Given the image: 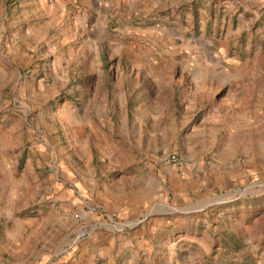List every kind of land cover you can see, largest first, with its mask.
Masks as SVG:
<instances>
[{"label":"rangeland","instance_id":"rangeland-1","mask_svg":"<svg viewBox=\"0 0 264 264\" xmlns=\"http://www.w3.org/2000/svg\"><path fill=\"white\" fill-rule=\"evenodd\" d=\"M0 264H264V0H0Z\"/></svg>","mask_w":264,"mask_h":264},{"label":"built area","instance_id":"built-area-1","mask_svg":"<svg viewBox=\"0 0 264 264\" xmlns=\"http://www.w3.org/2000/svg\"><path fill=\"white\" fill-rule=\"evenodd\" d=\"M165 159L169 162H176L178 161V156L175 153L172 154H168L167 156H165Z\"/></svg>","mask_w":264,"mask_h":264}]
</instances>
